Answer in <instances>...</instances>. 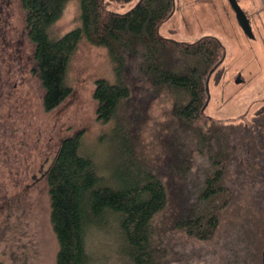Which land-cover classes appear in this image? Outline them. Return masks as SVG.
Segmentation results:
<instances>
[{
  "label": "rangeland",
  "instance_id": "obj_1",
  "mask_svg": "<svg viewBox=\"0 0 264 264\" xmlns=\"http://www.w3.org/2000/svg\"><path fill=\"white\" fill-rule=\"evenodd\" d=\"M239 1L245 7L253 5L252 0ZM136 2L105 1L109 8L119 11ZM79 12V0H68L64 12L49 24L50 36H59L79 24ZM158 29L175 39L194 40L210 33L222 40L225 57L210 75V97L203 114L218 122L250 126L256 111L264 107V39L260 35L252 38L243 31L230 0H175L173 11ZM33 50L21 0H0V264H56L57 240L50 222L44 170L60 138L79 129L87 149L95 153L111 176L127 170L124 156L129 151L131 159L132 148L138 160L164 178L169 201L154 221L163 264H229V252L224 247L228 225L221 227L213 239L204 240L189 236L176 220L186 207L193 206L197 180L211 169L193 131V125L203 117L191 122L177 112V93L167 85H153L147 63L141 66V58L133 51L122 60L119 73V57L106 45L86 38L67 68L71 90L59 103L45 108L44 86L34 68ZM172 60L179 64L181 55L175 53ZM239 72L241 78L237 80ZM100 76L123 79L130 86L118 117L104 119L97 115L93 90ZM237 163L230 164L227 177L236 180L238 176L243 181V193L229 214L238 220L242 216L239 208L233 209L241 206L251 191L252 174L237 172ZM239 164L247 166L244 161ZM107 225L102 236H88L91 262L124 264L116 249L121 238ZM263 248L264 243L259 264Z\"/></svg>",
  "mask_w": 264,
  "mask_h": 264
},
{
  "label": "trees",
  "instance_id": "obj_2",
  "mask_svg": "<svg viewBox=\"0 0 264 264\" xmlns=\"http://www.w3.org/2000/svg\"><path fill=\"white\" fill-rule=\"evenodd\" d=\"M67 1L21 0L26 31L34 42V68L44 86L43 106L53 107L71 90L67 68L83 38L106 45L119 57V73L122 60L133 51L141 58V66L147 63L153 85H167L177 93V112L191 122L203 117L193 123V131L211 169L197 180L196 200L176 218L178 227L191 237L206 240L228 225L224 247L229 252V264H259L264 243V107L245 128L203 114L207 75L223 61L222 40L210 33L194 40L159 33V23L173 11L175 0H138L123 11L109 8L106 0H79L80 23L52 37L48 26L64 12ZM175 53L181 55L179 64L172 60ZM129 92L130 86L123 79L98 77L93 90L97 115L118 117L120 104ZM131 153V159L129 151L124 156L127 170L111 176L87 149L81 129L60 138L45 172L50 222L57 240L56 264H93L88 236H102L107 224L121 238L116 249L124 264L164 263L154 221L168 204V186L159 172L138 160L132 148ZM242 161L247 166L239 164ZM235 162L237 172L252 174L251 191L244 203L233 209L239 208L242 216L238 220L229 217L243 193V181L238 176L237 181L227 177L230 164Z\"/></svg>",
  "mask_w": 264,
  "mask_h": 264
},
{
  "label": "flooded vegetation",
  "instance_id": "obj_3",
  "mask_svg": "<svg viewBox=\"0 0 264 264\" xmlns=\"http://www.w3.org/2000/svg\"><path fill=\"white\" fill-rule=\"evenodd\" d=\"M231 2V0H230ZM238 2L240 3V1L238 0ZM251 2V1H250ZM252 7H245L244 5H242L240 3V5L243 7L247 20L250 24L251 27V31L249 32L248 30H246V28L242 25V23L240 22L239 18L238 21L241 25V27L243 28V31L249 35L252 38H255L257 36H261L264 39V0H252ZM232 4V2H231ZM233 6V5H232ZM234 8V6H233ZM235 10V8H234ZM236 12V10H235ZM237 15V14H236ZM225 57V55H224ZM223 57V60H224Z\"/></svg>",
  "mask_w": 264,
  "mask_h": 264
},
{
  "label": "water",
  "instance_id": "obj_4",
  "mask_svg": "<svg viewBox=\"0 0 264 264\" xmlns=\"http://www.w3.org/2000/svg\"><path fill=\"white\" fill-rule=\"evenodd\" d=\"M231 2H232V5L234 6V8L236 10V14H237V17L239 18L240 22L246 28V30H248L250 32L251 31V27H250V24H249V22L247 20V17H246V14H245V11H244L243 7L240 5V3L238 2V0H231ZM221 60H222V58L219 61H217L214 66L218 65V63ZM212 70L208 73L207 79H206V88H207V99H206V103H207V101H208V99L210 97L209 78H210V75L212 73ZM240 78H241V73L239 72L238 75H237V80H239ZM47 168L44 171H46ZM262 262L264 264V248H263V251H262Z\"/></svg>",
  "mask_w": 264,
  "mask_h": 264
}]
</instances>
